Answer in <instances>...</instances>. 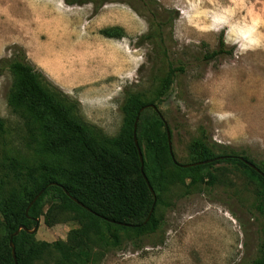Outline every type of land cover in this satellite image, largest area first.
Here are the masks:
<instances>
[{"label": "rangeland", "instance_id": "1", "mask_svg": "<svg viewBox=\"0 0 264 264\" xmlns=\"http://www.w3.org/2000/svg\"><path fill=\"white\" fill-rule=\"evenodd\" d=\"M69 1L0 0V60L22 50L45 87L95 133L117 136L125 94L138 93L157 103L176 162L187 163L190 144L204 140L264 169V0H152L149 9L137 0ZM114 29L120 38L102 35ZM220 39L228 53L205 61ZM170 65L184 71L159 95ZM11 85L2 63L0 177L7 158L51 160L38 129L30 131L8 106ZM253 189L231 173L213 186L173 187L158 209L163 244L153 247L158 237L147 236L135 249L131 233L119 230L120 246L98 264H248L264 244V213ZM77 227H47L40 219L35 237L64 241Z\"/></svg>", "mask_w": 264, "mask_h": 264}, {"label": "trees", "instance_id": "2", "mask_svg": "<svg viewBox=\"0 0 264 264\" xmlns=\"http://www.w3.org/2000/svg\"><path fill=\"white\" fill-rule=\"evenodd\" d=\"M137 1L147 9L152 2ZM96 4L99 6L101 2ZM132 8L135 10L134 6ZM114 31L117 30H104L102 35L122 36ZM227 53L220 39L217 49L203 59L208 61ZM2 63L12 76L8 106L25 120L30 131L38 129L42 150L51 160L31 165L15 157L6 159L5 172L0 177V264H14L9 238L17 228L23 225L32 230L40 219L47 227L69 221L78 227L68 232L66 240L54 242L38 241L35 233L21 230L12 238L16 264L47 261L98 264L105 251L120 246L119 230L131 233L127 238L135 249L142 247L135 241L147 236L158 237L152 246H160L163 235H157L161 227L158 209L166 204L163 196L173 187L213 186L226 181L230 173L253 185L255 206L264 213V178L258 172L238 159L239 155L204 140H194L189 146V161L185 164L192 166L175 165L169 154L164 122L148 108L140 113L136 127L143 173L156 198L150 218L144 223L153 197L141 172L133 125L143 106L157 107V103L143 100L138 93H126L120 106L121 129L117 136L108 137L91 131L74 116L72 106L59 92L45 87L43 76L26 60L22 50L14 59H1L0 65ZM183 71L182 66L170 65L161 81L159 95L165 94L176 74ZM241 157L264 173L261 165L245 155ZM53 183L59 186L51 185ZM41 190L42 194L26 214L28 204ZM248 264H264V244L259 258Z\"/></svg>", "mask_w": 264, "mask_h": 264}, {"label": "water", "instance_id": "3", "mask_svg": "<svg viewBox=\"0 0 264 264\" xmlns=\"http://www.w3.org/2000/svg\"><path fill=\"white\" fill-rule=\"evenodd\" d=\"M148 108L154 110V111L158 114L159 118L164 122V128H165V132H166V136H167V142H168L169 154H170V156H171V158H172L173 163H174L175 165L181 166V167H183V168H188V167L192 166V165H190V164H182V165H181V164L177 163L176 160L174 159V157H173V153H172V148H171V142H170V136H169L168 128H167L166 122L164 121L163 117L161 116V114H160L158 108H157L155 105H153V104H147V105L143 106V107L139 110V112H138V114H137V116H136V118H135V121H134V125H133V140H134V144H135V146H136V148H137L138 156H139V159H140V162H141V172H142V175H143L144 180H145V182H146V184H147V186H148V188H149V191H150V193L152 194V197H153V205H152L151 210H150V212H149V214H148V217L146 218V220H145L144 223H146V222L149 220V218H150V215H151V213H152V211H153V208H154V205H155V202H156V198H155V194H154V191H153L152 187L149 185V182H148V180L146 179V177H145V175H144V173H143V159H142V154H141V151H140V149H139V147H138V143H137V139H136V127H137L138 117H139L140 113H141L142 111H144L145 109H148ZM218 159H220V158H218ZM210 161H211V160L206 161V162L196 163V164H194V165L204 164V163H207V162H210ZM244 162H245L246 164H249V163H247L246 161H244ZM249 166H250L251 168H253L255 171L259 172V171H258L253 165L249 164ZM260 174L263 175L262 173H260ZM263 176H264V175H263ZM51 185H57V184H56V183H53V184H51ZM57 186H59V185H57ZM42 192H43V190H41V191H40V192H39V193L33 198V200L28 204V206H27V208H26V210H25V213H26V214L28 213V210H29V208L31 207V205H32V204H33V203H34V202L40 197V195L42 194ZM66 194L68 195V193H66ZM72 200H73L74 202H76L77 204H79L80 206H82L77 200H75V199H73V198H72ZM121 225H123V224H121ZM37 227H38V221H37V225H36L32 230H27L25 226L21 225V226H19V227L17 228V230H16V231L10 236V238H9V246H10V248H11V253H12L13 260H14V264H16V258H15V249H14V245H13V243H12V238H13L14 236L18 235V233H19L21 230L27 232L28 234H34V233L36 232V230H37Z\"/></svg>", "mask_w": 264, "mask_h": 264}, {"label": "flooded vegetation", "instance_id": "4", "mask_svg": "<svg viewBox=\"0 0 264 264\" xmlns=\"http://www.w3.org/2000/svg\"><path fill=\"white\" fill-rule=\"evenodd\" d=\"M241 156H244V155H241ZM238 157V159H240L244 164H246L244 161H246L247 163H249V164H251V165H253L254 166V164L252 163V162H249V161H247V160H245V159H243V157ZM255 163V162H254ZM249 164H246L247 166H249ZM250 167V166H249ZM255 167V166H254ZM251 168V167H250ZM256 168V167H255ZM251 169H253V168H251ZM257 169V168H256ZM254 170V169H253ZM258 170V169H257ZM259 171V170H258ZM257 172V171H256ZM259 174L260 173H262V172H258ZM263 175H264V173H262ZM263 175H261L260 174V176L262 177V178H264V176Z\"/></svg>", "mask_w": 264, "mask_h": 264}, {"label": "bare ground", "instance_id": "5", "mask_svg": "<svg viewBox=\"0 0 264 264\" xmlns=\"http://www.w3.org/2000/svg\"><path fill=\"white\" fill-rule=\"evenodd\" d=\"M87 60V59H86ZM71 75V74H70Z\"/></svg>", "mask_w": 264, "mask_h": 264}]
</instances>
